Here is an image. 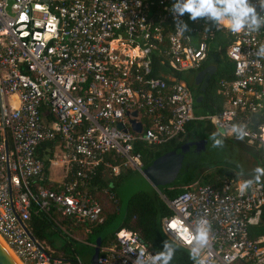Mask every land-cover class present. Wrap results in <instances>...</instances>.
Segmentation results:
<instances>
[{
    "label": "built area",
    "instance_id": "built-area-1",
    "mask_svg": "<svg viewBox=\"0 0 264 264\" xmlns=\"http://www.w3.org/2000/svg\"><path fill=\"white\" fill-rule=\"evenodd\" d=\"M174 2L13 0L7 12L0 0V239L18 264H71L27 233L31 212L45 214L65 234L53 213L74 226L100 221L102 208L117 207V199L107 188L90 191L96 169L141 171L134 144L180 139L190 121H208L232 140H238L232 126L245 125L248 134L240 140L264 167V121L257 123L264 115V58L255 55L264 27L232 34L186 13L179 19L189 30L181 35ZM249 2L264 15L259 0ZM217 31L232 38L225 47L231 78L217 82L221 111L195 114L193 92L171 72H198L207 39ZM154 51L169 84L151 75ZM49 166L63 172L50 186ZM245 180L223 177L218 187L194 181L171 198L160 194L170 210L160 219L161 230L189 250L186 241L204 218L211 229L210 246L201 253L205 264H264V235H249L260 224L264 180L241 194ZM140 250L149 254L140 236L119 229L100 246L97 264H133Z\"/></svg>",
    "mask_w": 264,
    "mask_h": 264
},
{
    "label": "trees",
    "instance_id": "trees-1",
    "mask_svg": "<svg viewBox=\"0 0 264 264\" xmlns=\"http://www.w3.org/2000/svg\"><path fill=\"white\" fill-rule=\"evenodd\" d=\"M231 41L232 38L221 31L213 33L210 39H207V56L202 62L199 70L204 69L208 65H213L215 67V72L210 76L204 92H200L198 86L194 84V75L196 71L189 72L191 75L190 78L182 77L179 72H171L176 80L183 81L193 92L195 114H217L221 111L222 97L217 93V82L220 78H231L230 71L232 63L225 55V47L229 45ZM150 59L151 75L161 77L169 84L170 80L161 75V72L165 70V64L161 63V56L157 55L154 51L151 52ZM199 93L202 94V97L199 102H196L195 97ZM263 121L264 115L257 118V123ZM185 128L186 134L180 139H172L159 145H151L142 142L135 143L134 151L140 155L142 169L152 160L184 143L212 137L210 133L204 132V129H207V131L211 129V124L208 121H190L186 124ZM224 140L231 144H235L236 142V140L232 139ZM248 162V171L253 172L256 168L255 163L253 161ZM210 168L214 169L210 170ZM207 169L209 170L206 171ZM127 173H130L129 168L120 169L119 173L116 175H113L110 171H105L103 167H98L96 169V173L91 179L90 191L107 188L114 192L117 199V207H103L100 213V221L76 226L73 225L77 228L76 231L80 233L79 236L82 237L85 243H79L76 239L71 237H65L62 243H57L50 235L56 234L58 238H63L64 235L56 229L50 218L42 213L31 212L26 221L28 232L31 236L39 240H44L54 250V256L61 257L71 264H76V257L81 260V264H88L84 259L82 260L80 256H83V258L87 257L88 259V256L92 252V246L99 237L100 246L105 245L115 237V232L119 229H127L136 232L145 243L147 252L155 255L163 250L166 240L173 242L161 230L160 219L168 215L170 210L160 198V194L167 198H171L181 191V186L187 185L196 179H199L201 183L218 187L220 178H237L230 164L221 162L220 160L207 162L185 172L171 183L157 186L156 189L148 188L145 191L135 192L122 207L117 193V187L125 179ZM244 173H246V175L243 174L242 176L254 179V174L253 177H251L249 173ZM261 180H264V178L261 177ZM54 214L56 213H53L55 217L56 215ZM58 219H60V223L64 220V218L60 217ZM249 235L252 238L264 235V206L262 207L260 224L250 227ZM171 264H194V261L190 258L189 250L176 244V251ZM234 264L240 263L235 262Z\"/></svg>",
    "mask_w": 264,
    "mask_h": 264
},
{
    "label": "clouds",
    "instance_id": "clouds-1",
    "mask_svg": "<svg viewBox=\"0 0 264 264\" xmlns=\"http://www.w3.org/2000/svg\"><path fill=\"white\" fill-rule=\"evenodd\" d=\"M261 11H264V0H259ZM171 11L176 19V31L184 34L189 30L188 24L179 18L184 14H189L192 21L203 18L211 21L215 26L226 28L232 34H252L259 32L264 27V15L257 12L249 0H175ZM258 58H264V43L260 44L255 51ZM231 132L238 139H243L248 133L245 125H233ZM220 133L212 134L213 147H222L223 140L218 138ZM254 180L248 179L239 185L238 191L244 194L255 182H260L264 177V167H256L254 170ZM210 224L207 219H198L194 225V234L189 237L186 243L190 246L189 255L194 264H205L201 253L210 246ZM130 252L136 253L134 248ZM176 243L166 240L162 251L155 255L146 254L140 250L133 264H171L175 255Z\"/></svg>",
    "mask_w": 264,
    "mask_h": 264
},
{
    "label": "water",
    "instance_id": "water-1",
    "mask_svg": "<svg viewBox=\"0 0 264 264\" xmlns=\"http://www.w3.org/2000/svg\"><path fill=\"white\" fill-rule=\"evenodd\" d=\"M13 0H6V11H10V4ZM215 72V67L213 65H208L204 69L196 72L194 76V84L199 85L198 89L200 92H204L208 84L209 78ZM202 94L199 93L195 97V101L199 102ZM132 115H136V112H132ZM131 128L139 131L140 125L130 121ZM118 128L124 129L121 123L117 124ZM223 140L222 147H213V141L211 138H201L192 142L184 143L177 148L164 153L162 156L152 160L148 165H146L141 171L140 179L145 182L144 187L146 190L148 188H155L157 186L166 185L177 180L182 174L190 171L191 169L203 165L207 162H214L220 160L221 162H226L237 166L243 172H247L253 175L254 172L248 171L249 162L244 159L235 158L231 160L230 155L232 154L233 146H230L229 142ZM235 155L237 156V152ZM264 178V177H263ZM140 180V181H141ZM145 190V189H143ZM129 195L125 199V203L131 198ZM124 203V204H125ZM27 233H29L27 231ZM100 248V237L97 239L96 243L92 247L91 254L83 258L88 264H97V257ZM0 264H18V262L11 256L7 249L0 242Z\"/></svg>",
    "mask_w": 264,
    "mask_h": 264
},
{
    "label": "rangeland",
    "instance_id": "rangeland-1",
    "mask_svg": "<svg viewBox=\"0 0 264 264\" xmlns=\"http://www.w3.org/2000/svg\"><path fill=\"white\" fill-rule=\"evenodd\" d=\"M182 77H187V78H190L191 75L189 74V72H182L181 73ZM207 133H210V136H212L213 133H218L216 129H214L212 127V129L208 130V131H205ZM220 139H221V136H219ZM218 137V138H219ZM222 139H225L222 137ZM227 142V141H226ZM237 142V143H236ZM235 144H230V146H233V150L237 152V156L235 155V152H233L232 150V154L230 155V158L231 160L234 159L233 161H235V158H239V159H244V156H246V161H253L255 163V166L256 167H261V163H260V160H259V156L257 153H255L253 151L252 148L246 146L243 144V141L238 139L236 140ZM245 147H248V148H245ZM55 154L57 155V157H59L61 155V151L59 150V147H56L55 148ZM230 165L232 166L233 170H234V173L237 175V176H240V175H243L246 173H244L243 171H241V169L237 166H233L231 163ZM130 169V173L128 174L127 173V176L125 177V179L120 183V185L117 187V193H118V196H119V199L121 201V206L123 207L124 203H125V199L131 195L132 193H135L137 191H145L146 188L144 187L143 184H145L144 181H142L140 179V174L137 170L135 169H132V168H129ZM211 169H214V168H210ZM209 169H207L206 171H208ZM54 171L56 172L55 176H57L58 174L60 175L61 174V169L59 167H55ZM248 175V174H247ZM251 177H253V175H250ZM141 180V181H140ZM145 189V190H143ZM56 215V219L59 220L60 222V219L59 216L57 214H54ZM62 223V227L65 229V231L67 232V234L65 233H62L64 235L63 238H58L56 234H52L50 235L51 238L55 241H57V243H62L65 239V237H68V235L72 236V237H75L77 238V241L80 243H85L82 239V237H80V233L76 231V227H74L71 222L67 219V218H64L63 221H61ZM71 231V233H70ZM85 250V249H83ZM80 258L83 260V256Z\"/></svg>",
    "mask_w": 264,
    "mask_h": 264
},
{
    "label": "crops",
    "instance_id": "crops-1",
    "mask_svg": "<svg viewBox=\"0 0 264 264\" xmlns=\"http://www.w3.org/2000/svg\"><path fill=\"white\" fill-rule=\"evenodd\" d=\"M195 74H196V73H195ZM194 76H195V75H194ZM196 86L199 87V85H196ZM207 128H209V127H207ZM211 129H212V125H211ZM205 131H207V129H204V132H205ZM54 169H55L54 166H49V168L46 170V173L48 174V176H49V180H50V182H47V184H46V185H48V186L52 185L53 183H55V182H57V181H60V180L63 178V172H61L60 175L58 174L57 176H55L56 172L54 171ZM232 179H234V180H238V179H251V178H247V177H244V176L240 175V176H237V178H232ZM194 181H198V182H200L199 179L193 180L192 182H194ZM200 183H201V182H200ZM75 239L77 240V238H75ZM92 247H93V246H92Z\"/></svg>",
    "mask_w": 264,
    "mask_h": 264
},
{
    "label": "bare ground",
    "instance_id": "bare-ground-1",
    "mask_svg": "<svg viewBox=\"0 0 264 264\" xmlns=\"http://www.w3.org/2000/svg\"><path fill=\"white\" fill-rule=\"evenodd\" d=\"M0 242H1V244L4 246V244L2 243V240L0 239ZM5 247V246H4ZM6 248V247H5ZM10 254H11V256L13 257V255H12V253H11V251L10 250H7ZM14 259H15V257H13ZM16 260V259H15Z\"/></svg>",
    "mask_w": 264,
    "mask_h": 264
}]
</instances>
